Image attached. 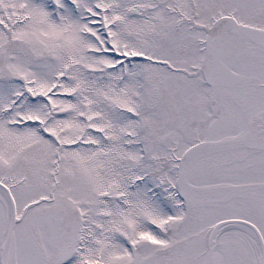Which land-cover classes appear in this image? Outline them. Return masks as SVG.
Segmentation results:
<instances>
[{
  "label": "snow or ice",
  "instance_id": "6c2138e0",
  "mask_svg": "<svg viewBox=\"0 0 264 264\" xmlns=\"http://www.w3.org/2000/svg\"><path fill=\"white\" fill-rule=\"evenodd\" d=\"M0 264H264V0H0Z\"/></svg>",
  "mask_w": 264,
  "mask_h": 264
}]
</instances>
